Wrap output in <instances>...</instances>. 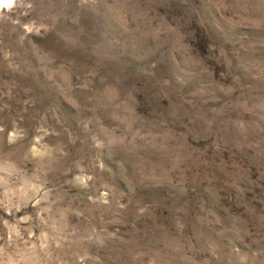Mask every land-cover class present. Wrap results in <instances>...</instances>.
Segmentation results:
<instances>
[{"label":"rangeland","instance_id":"374dc122","mask_svg":"<svg viewBox=\"0 0 264 264\" xmlns=\"http://www.w3.org/2000/svg\"><path fill=\"white\" fill-rule=\"evenodd\" d=\"M0 264H264V0L0 7Z\"/></svg>","mask_w":264,"mask_h":264},{"label":"bare ground","instance_id":"6f19581e","mask_svg":"<svg viewBox=\"0 0 264 264\" xmlns=\"http://www.w3.org/2000/svg\"><path fill=\"white\" fill-rule=\"evenodd\" d=\"M10 0H0V7L8 5Z\"/></svg>","mask_w":264,"mask_h":264}]
</instances>
